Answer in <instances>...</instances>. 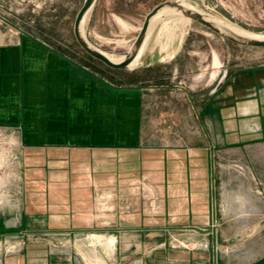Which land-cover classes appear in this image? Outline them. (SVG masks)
Masks as SVG:
<instances>
[{
  "label": "crops",
  "instance_id": "1",
  "mask_svg": "<svg viewBox=\"0 0 264 264\" xmlns=\"http://www.w3.org/2000/svg\"><path fill=\"white\" fill-rule=\"evenodd\" d=\"M199 25L129 68L0 38V264H264V59L216 69Z\"/></svg>",
  "mask_w": 264,
  "mask_h": 264
},
{
  "label": "rangeland",
  "instance_id": "2",
  "mask_svg": "<svg viewBox=\"0 0 264 264\" xmlns=\"http://www.w3.org/2000/svg\"><path fill=\"white\" fill-rule=\"evenodd\" d=\"M83 1L0 0V38L15 32L27 31L39 35L47 43L85 61L89 66L105 68L104 62L97 61L87 53L74 36V19ZM162 1L164 0H96L84 22V32L94 45L115 57H120L128 52L147 12ZM185 1L245 32L264 34V0ZM181 18L178 14L161 15L155 21L148 40L151 36L159 35L157 48L160 43L166 47L168 41H177L185 33L189 22L200 26L195 20ZM203 28L214 35L216 69L224 68L227 64H254L264 59V47L241 45L224 38L206 26ZM191 34L196 35L197 41H194V45L198 47L199 52L194 56L199 58L198 72L202 75L201 71L207 64L206 35L203 36L198 30L191 31ZM171 62L173 61H168L166 58L159 64L154 62L151 70L156 73L161 71L164 74H172L174 69L170 67ZM210 70L214 69L210 68ZM176 74L178 75V72ZM179 79V76L174 78L173 84L183 85L184 83ZM176 88L172 86L173 90ZM10 147L8 140L0 137V150L5 152L8 150L10 153ZM230 166L239 170L244 168L238 160H231ZM1 171L5 172L0 168ZM2 189L3 187L0 188ZM1 200H4V196H0ZM258 228L264 236V225ZM247 231L252 232V228Z\"/></svg>",
  "mask_w": 264,
  "mask_h": 264
},
{
  "label": "water",
  "instance_id": "3",
  "mask_svg": "<svg viewBox=\"0 0 264 264\" xmlns=\"http://www.w3.org/2000/svg\"><path fill=\"white\" fill-rule=\"evenodd\" d=\"M96 0H84L79 10L76 13L73 25L74 36L79 43V45L93 57L103 61L105 64L113 68H129L130 63L137 56L141 46L143 45L147 32L151 23V19L158 11L167 6L176 8L181 11L186 16H189L192 20L197 21L198 23L208 27L212 31L220 34L224 38L233 41L235 43L246 45V46H256L264 47V39L262 38H248L240 36L224 26L217 24L216 22L210 20L203 12L199 10H193L191 8H186L180 0H164L156 4L151 10H149L143 20L140 29L131 44L128 52L124 54V57L121 60H113L106 52L94 45L89 38L86 36L85 32L82 31V21L88 11L93 7ZM163 15V14H162ZM208 15V14H207Z\"/></svg>",
  "mask_w": 264,
  "mask_h": 264
},
{
  "label": "bare ground",
  "instance_id": "4",
  "mask_svg": "<svg viewBox=\"0 0 264 264\" xmlns=\"http://www.w3.org/2000/svg\"><path fill=\"white\" fill-rule=\"evenodd\" d=\"M180 1L182 2V4H183L186 8H191V9H193V10H199V11L203 12V13H204V14H205L210 20L216 22L217 24H219V25H221V26L226 27V28L229 29L230 31H232V32H234V33H236V34H238V35H240V36L248 37V38H262V39H264V34H255V33L245 32V31H243V30H241V29H239V28L233 26L232 24H230V23H228V22H226V21H223V20H221V19H219V18H217V17H214V16H210L209 14L207 15V13H205V12L202 11V10H200L199 8H197L196 6H194L193 4L188 3V2L185 1V0H180ZM89 11H90V10H89ZM89 11H88V12H89ZM162 14H163V15H165V14H167V15H168V14H173V15H174V14H178L179 16L182 17L181 19H183V20H185L186 18L191 19L189 16L184 15L183 13H181V11L177 10L176 8L167 7V6L161 8V9L158 11V13H157L156 15H154L153 18L151 19V23H150V26H149V29H148V32H147L146 39H145L143 45L141 46V48H140V50H139L137 56H136L135 59L130 63V65H129L130 67H132V66H134L135 64H137V62H138V60H139V57H140L141 53L143 52L144 47H145V45H146V43H147V40H148L149 35H150V33H151V30H152V28H153V26H154V23H155V21H156V20H157ZM87 15H88V13L85 15V17H84V19H83V21H82V25H81L83 33H84V22H85V20H86V18H87ZM130 47H131V46H130ZM103 51H104V50H103ZM104 52H106V51H104ZM106 53H107V54H108L113 60H115V61L121 60V59L124 57V55H122V56H120V57H115V56L111 55V54L108 53V52H106ZM102 241H104V237H103L102 235H99V234H95V233H94L93 235H90V236H89V242L92 243V244H96V243H98V242H102ZM77 242H78V241H77ZM98 247H99V246H98ZM95 252H96V251H95Z\"/></svg>",
  "mask_w": 264,
  "mask_h": 264
}]
</instances>
